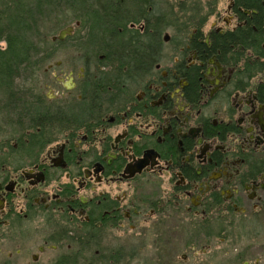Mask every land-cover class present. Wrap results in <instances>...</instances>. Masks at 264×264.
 Returning a JSON list of instances; mask_svg holds the SVG:
<instances>
[{"label":"flooded vegetation","instance_id":"1","mask_svg":"<svg viewBox=\"0 0 264 264\" xmlns=\"http://www.w3.org/2000/svg\"><path fill=\"white\" fill-rule=\"evenodd\" d=\"M150 2H51L75 43L0 101V264H264V0ZM101 20L119 47L79 44Z\"/></svg>","mask_w":264,"mask_h":264},{"label":"trees","instance_id":"2","mask_svg":"<svg viewBox=\"0 0 264 264\" xmlns=\"http://www.w3.org/2000/svg\"><path fill=\"white\" fill-rule=\"evenodd\" d=\"M52 1L53 0H48L47 12H45V5L41 0L25 1L28 3V8L22 11L19 7L20 4L17 3L15 16L11 21L7 20V22H9L6 25L7 27L14 25V34L10 35L8 38L9 49L7 51L0 50L1 109H6L8 111L12 109V105L15 109H26L25 105H27L28 100L26 101L25 85L27 81L30 82L32 80L31 73L37 70V67H34V65L45 61V58L40 57L41 55H46L41 52L42 47L54 45V41L51 39V42H49L46 34L43 35L40 30L46 25H53L54 22L58 23V26L62 23L61 21H53L50 17V10L54 12V10L58 9L57 5L51 3ZM112 5H114V3H112ZM149 6L150 5L145 1L140 5V7L143 8V13L147 12V7ZM99 12L100 11L96 10V13ZM94 23H97V25L90 28L93 32L91 37H87L85 40L81 37L83 41L79 44L95 45L101 48L103 47L102 49H106V47L109 46L113 48L119 47V43L115 41L121 40V34L118 32L119 27L117 29L113 28L111 31L112 37H109L106 35V22L101 20ZM119 24H121V21H119ZM71 37H68L65 43L68 41L75 43V39ZM58 44H60V41Z\"/></svg>","mask_w":264,"mask_h":264},{"label":"rangeland","instance_id":"3","mask_svg":"<svg viewBox=\"0 0 264 264\" xmlns=\"http://www.w3.org/2000/svg\"><path fill=\"white\" fill-rule=\"evenodd\" d=\"M151 2V8L152 5L155 8L156 13L159 14H164L166 15L165 17L168 19L170 14H179V13H187L189 12V9L193 7L194 5H201L203 6L206 10L204 11L205 13L210 10L209 8L213 5L216 4L217 11L222 12L228 5L229 0H150ZM62 23L60 26H58V23L54 22L53 25L49 24L43 27L40 31L42 34H46V37L49 42H51L52 37H55L58 35L60 30L63 27H66L68 25H75L74 21H67L63 20L61 21ZM75 27V26H74ZM44 32V33H43ZM54 45H59L58 43H53ZM74 43L71 41H68L66 43H63L62 45L70 46L73 45ZM52 46V45H49ZM29 85L27 81V86ZM18 88V87H17ZM1 122L4 121L3 117H0Z\"/></svg>","mask_w":264,"mask_h":264},{"label":"water","instance_id":"4","mask_svg":"<svg viewBox=\"0 0 264 264\" xmlns=\"http://www.w3.org/2000/svg\"><path fill=\"white\" fill-rule=\"evenodd\" d=\"M75 32V27L74 26H68L64 29H62L57 36H55L53 38V41L56 42V41H64L67 37H70L74 34Z\"/></svg>","mask_w":264,"mask_h":264},{"label":"bare ground","instance_id":"5","mask_svg":"<svg viewBox=\"0 0 264 264\" xmlns=\"http://www.w3.org/2000/svg\"><path fill=\"white\" fill-rule=\"evenodd\" d=\"M70 37H71V36H70ZM53 38H54V37H53ZM53 38H52V40H53ZM67 38H68V37H67ZM67 38H66V39H67ZM66 39H65V40H66ZM65 40H64V41H65ZM62 42H63V41H62Z\"/></svg>","mask_w":264,"mask_h":264}]
</instances>
